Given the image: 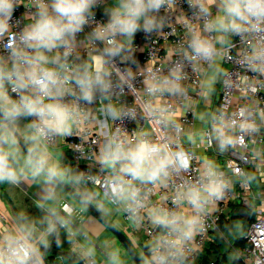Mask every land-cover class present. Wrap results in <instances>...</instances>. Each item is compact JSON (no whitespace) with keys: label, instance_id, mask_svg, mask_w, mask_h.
<instances>
[{"label":"clouds","instance_id":"9594fccd","mask_svg":"<svg viewBox=\"0 0 264 264\" xmlns=\"http://www.w3.org/2000/svg\"><path fill=\"white\" fill-rule=\"evenodd\" d=\"M208 2L196 0L195 15L206 18L204 31L222 35L264 32V0H218L219 12L215 16L211 15ZM163 3L164 0H115L114 6L105 9L106 22L98 24L87 37L93 46L96 41L103 43V50L91 55L90 67L86 64L69 69L57 50L63 48V57L67 58L77 34L94 20L93 9L98 0H34L35 11L10 46L8 60L0 57V184L41 180L49 185L45 200H53L57 180L74 184L85 179L96 181L94 176L69 175L62 169L47 150V138L71 135L74 126L86 118L78 101L91 103L97 94L101 100L109 99L112 88L109 63L115 57L125 58L122 56L125 45L117 37L131 41L137 31L147 33L162 27L163 20L156 13ZM14 7V0H0V33L8 29ZM190 36L188 58L213 59L217 53L216 42L195 29H190ZM51 64L59 66L53 68ZM177 71L172 74L174 79L152 76L146 82L148 93L180 90ZM120 81L125 82L124 75H120ZM65 96L74 99L66 101ZM102 111L113 119L122 114L112 103L104 105ZM163 111L160 109L159 113L162 115ZM147 112L158 115L150 106ZM127 115L134 117L135 113L129 110ZM22 117L34 118L20 133L27 146L26 153L22 152L17 136ZM212 135L221 149L234 142L220 126H214ZM191 159L187 151L174 149L167 141L152 140L146 133L128 135L119 129L105 140L96 156L105 171L102 181H98L102 183L105 197L121 206L137 228L147 218L154 228L160 229L150 242V255L142 258L143 264H185L186 246L204 231L208 206L222 199L231 186L219 166L211 159H204L196 178L186 180L174 190L172 203L179 210L146 205L148 197L141 194L139 185L167 187L174 173L189 169ZM90 199V195H83L81 210ZM50 213L41 222L46 226L39 234L45 245L47 236L69 225V219L61 216L55 207L50 208ZM33 231V228L20 227L16 233L6 234L0 241V264H42L39 251L32 243ZM68 231L71 238L74 233L70 228ZM109 256L112 264H122L117 251L110 252Z\"/></svg>","mask_w":264,"mask_h":264},{"label":"built area","instance_id":"2783aa9c","mask_svg":"<svg viewBox=\"0 0 264 264\" xmlns=\"http://www.w3.org/2000/svg\"><path fill=\"white\" fill-rule=\"evenodd\" d=\"M107 3V0H98V5L93 9L94 20L77 34L73 49L66 59L63 57L64 49L57 50L69 69H78L86 64L90 67L91 55L103 50V43L96 41L93 46L87 37L98 24L106 22L103 7ZM14 5L9 27L0 33V57L4 60H8L10 46L30 22L31 13L35 11L34 0H14ZM210 9L211 15L215 16ZM197 10L196 0H164L156 13L157 18L163 20L162 27L147 33L137 31L131 41L117 37L125 45L122 52L125 58L115 57L109 63V79L112 81L109 99L101 100L97 94L91 103L78 101L86 118L74 126L71 135L63 137V145L77 173L96 178V181L85 179L82 184L98 189L107 203L132 226V230L140 231L149 244L160 229L154 228L147 218L137 228L121 206L112 204L105 197L102 183L98 182L102 181L105 171L96 156L105 140L117 129L128 135L146 133L152 140L167 141L174 149H183L191 155L189 169L180 174L174 173L167 187L139 185L141 194L148 197L146 205H159L171 210H179L172 203L175 188L186 180L195 179L204 159L213 160L231 181V186L222 199L208 206L209 210L204 215V231L186 246L188 254L185 264H195L209 242L210 235L219 231L220 222L229 221L239 211L249 216L243 231L244 245L239 248L231 246L234 253L232 259L223 262L221 257L219 261H210L208 264H264V32L224 35L206 32V18L195 15ZM190 29L198 30L216 42L217 53L213 59L188 58L191 55ZM48 55L52 56L53 53ZM217 60L223 70L219 88L212 96V101L208 100L210 110L206 113L202 137L197 141L192 133L186 138L185 130L189 127L195 129L197 108L206 100L207 73ZM49 66L58 68L59 65ZM174 71L179 75L177 83L180 90L148 93L146 82L152 76L174 79ZM120 75H124L125 82L120 81ZM11 95L15 97L16 93ZM64 99L70 101L74 97L65 96ZM108 103L122 110L119 118L113 119L102 111V107ZM148 106L157 110L158 115H149ZM160 109L164 110L162 115ZM129 110L134 111V117L127 115ZM23 119L28 124L34 118ZM214 126L222 127L234 142L221 149L212 135ZM60 138L49 136L46 147H57ZM58 213L68 218L69 226L79 232L73 220L75 210L69 203L61 202ZM63 228L59 227L58 231ZM39 245L35 247L39 249ZM146 255H150V245ZM83 264L96 262L87 258Z\"/></svg>","mask_w":264,"mask_h":264},{"label":"crops","instance_id":"0c3cea01","mask_svg":"<svg viewBox=\"0 0 264 264\" xmlns=\"http://www.w3.org/2000/svg\"><path fill=\"white\" fill-rule=\"evenodd\" d=\"M107 1L108 3L106 5L109 8L114 6V4L111 3L113 0ZM212 10L213 12H215L213 8ZM209 73H207V78L205 82L208 84V90L210 89L211 91L216 92L219 88L220 79H210L208 76ZM205 112L206 111L204 109L202 110L201 108H197V115L195 117V129H193V127L187 128L184 133L186 138H189L192 133L194 137L196 135L202 137V125L206 121ZM26 125V120L21 118L19 120L20 132L17 133L20 148L22 152L25 153L27 151V146L25 145L20 133L25 131ZM47 150L52 154L53 160L57 162L62 169L67 170L69 175L78 174L74 166L71 165L68 152L65 149V146L63 145V137L60 138L57 147L53 149L47 147ZM62 182L68 185L80 197H83L84 194L90 195V203L94 205L96 210L107 221L111 222L114 227L117 228L126 237L129 242V245L134 250V252L141 259L147 256L146 250L148 249L150 244L146 240L145 236L138 230H132V226L129 223H126L122 219V216L117 213L114 209L109 207L103 199L97 200L96 197H98V193L96 190L85 187L82 183L74 184L71 181ZM47 187H49V185H46L43 181H34L32 179H24L14 185L8 183L0 184V235L2 236V238H4V236L8 233H16L17 229L20 227H29L35 229V231L32 232V243L34 244V246L40 244V249L43 246H51L53 248H56L57 246H62V248H59L58 250L72 251L77 255V257L82 260V262L87 258H91L96 262V264H112L109 253L117 251L119 253L122 264H135L123 244L119 241V239L116 238L104 226L102 222H100L94 215H92L90 211H88L86 208L81 210V204L57 184H55L54 186V199L45 200L44 197L46 194ZM18 189L21 190L23 194L32 201V203L37 207L38 211L32 210L29 213H26L25 211L22 212L21 210H19V207L16 206V204L11 203L10 199L8 198L9 192H14L15 194H17L16 192ZM63 201L69 203L74 208L75 215L73 220L77 223L79 232H75L74 229L70 227L72 233H74V235H71L70 238L68 228L64 227L62 230L58 231V233H55L50 239L46 238V240H48L47 244L45 245L44 243H41L39 239L40 232L46 226L44 223L41 222L44 221V218L46 216H49L51 214L50 208L55 207L57 212H59V204ZM37 212L39 213V216ZM240 212L243 211H239V213ZM241 220H243V218H241ZM248 220L249 219H246V224ZM216 234L221 235L218 234V232L211 234L207 245H209V243L213 240V237ZM237 240L243 241V238L238 237ZM233 245V247L235 248L241 247V245H238L237 243H233ZM206 247L198 256V259L195 264H208L210 261H219L221 257L223 258V262L233 258L232 255H230V257H226L225 255L212 253L209 257H207V260L205 261L204 254ZM89 251L92 252V255L88 254ZM44 253L46 254L42 255L39 252L42 264H69L68 261L66 262L62 257L51 255L45 251Z\"/></svg>","mask_w":264,"mask_h":264},{"label":"rangeland","instance_id":"374dc122","mask_svg":"<svg viewBox=\"0 0 264 264\" xmlns=\"http://www.w3.org/2000/svg\"><path fill=\"white\" fill-rule=\"evenodd\" d=\"M111 3L114 4L115 0H113ZM217 4H218V0H209V2H208L209 7H212L215 11L214 15H216L219 12ZM107 8H109V7L107 5H105L103 7V10H105ZM222 70H223V67L221 66L220 61L217 60L215 66L208 71V73L210 72L208 74L209 78L210 79H213V78L214 79H216V78L220 79V75L222 73ZM214 93H215L214 91H211L210 89L208 90V87H206L205 94H204V99H206V100L204 101V103H201L198 108L199 109L201 108L202 110L204 109L206 111L205 113H208L210 110V105H208V102H209L208 100L212 101V96L214 95ZM202 127L205 128V123H203ZM199 137H200L199 135H196L195 139L196 140L201 139V137L200 138ZM88 188H92V187H88ZM92 189L96 190L98 193L97 194L98 197H96L97 200L103 199L106 202V204L109 207H111L107 203V201L101 196L98 189H96V188H92ZM16 193L17 194H15L14 192H9L8 198L10 199L12 204H16V206L19 207V210H21L22 212L25 211L26 213L27 212L29 213L32 210L38 211L37 207L32 203V201L28 197H26L23 194V192L21 190L18 189ZM38 216H39V213H38ZM38 216H36V217H38ZM224 225H225L224 229H222V230L220 228L218 229L219 230L218 234H221L222 236L216 234L213 237V240L209 243V245H207L206 250H205L206 255L204 254L205 261L207 260V257H209L212 253L225 255L226 257H230V255L233 256L234 253H233L232 247H231L233 245V243H237L238 245L239 244L241 245L243 243V241L237 240V238L243 237V230L246 226V222H244L241 219H237V218L234 219L233 218L229 222H226ZM68 228H70L69 225H68ZM48 239H50V238H48ZM59 248H62V246L56 247V249H59ZM38 251L42 255L46 254V253L42 252L43 250H41L40 248L38 249ZM69 264H72V263L70 262Z\"/></svg>","mask_w":264,"mask_h":264},{"label":"water","instance_id":"95a60500","mask_svg":"<svg viewBox=\"0 0 264 264\" xmlns=\"http://www.w3.org/2000/svg\"><path fill=\"white\" fill-rule=\"evenodd\" d=\"M56 184L61 187L64 191H66L68 194H70L72 197H74L80 204H81V200L82 197H80L77 193H75L68 185H66L65 183H63L60 180L56 181ZM88 211H90V213L92 215H94L100 222H102L104 224V226L116 237L119 239V241L123 244V246L125 247L126 251L128 252L129 256L131 257V259L133 260V262L135 264H143V260L134 252V250L131 248V246L129 245L128 240L126 239V237L117 229L114 227V225L107 221L94 207V205L90 202L87 203L86 207H85ZM42 214V213H40ZM239 216L243 219H247V217L244 215L243 212L239 213ZM43 220V219H42ZM43 251L51 254V255H55V256H59V257H63V256H70L73 257L75 259H77L78 264H83L82 260L77 257V255L72 252V251H60L56 248H53L51 246H43L41 248Z\"/></svg>","mask_w":264,"mask_h":264},{"label":"trees","instance_id":"16d2710c","mask_svg":"<svg viewBox=\"0 0 264 264\" xmlns=\"http://www.w3.org/2000/svg\"><path fill=\"white\" fill-rule=\"evenodd\" d=\"M241 219V217L240 216H238V215H236V216H234V217H232V219ZM231 219V220H232ZM243 221L245 222L246 220L245 219H243ZM226 222H220V224H219V228L222 230V229H224V227H225V224ZM242 241V240H241ZM244 245V241H243V243L241 244V246H243ZM42 252H44V251H42ZM64 260H66V261H68L69 263L71 262L72 264H78V261H77V259H75V258H73V257H70V256H63L62 257Z\"/></svg>","mask_w":264,"mask_h":264},{"label":"flooded vegetation","instance_id":"af4514ba","mask_svg":"<svg viewBox=\"0 0 264 264\" xmlns=\"http://www.w3.org/2000/svg\"><path fill=\"white\" fill-rule=\"evenodd\" d=\"M245 216L247 217V219H249V216L245 214Z\"/></svg>","mask_w":264,"mask_h":264}]
</instances>
